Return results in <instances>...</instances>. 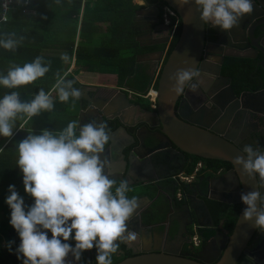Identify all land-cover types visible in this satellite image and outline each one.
<instances>
[{
  "label": "clouds",
  "instance_id": "1",
  "mask_svg": "<svg viewBox=\"0 0 264 264\" xmlns=\"http://www.w3.org/2000/svg\"><path fill=\"white\" fill-rule=\"evenodd\" d=\"M138 2L146 6L144 0ZM189 2L176 0L181 7ZM194 3L201 12L200 20L222 31L238 26L253 11L252 0H194ZM3 7L7 10L8 0ZM3 19L6 21L7 16ZM22 39H17L15 33H5L0 38V47L15 51ZM61 59L67 61L68 57L62 55ZM49 71L50 62L45 63L42 56H37L23 66L13 64L6 74H0V86L16 89ZM67 75L56 73L52 91L60 102L78 100L82 95L79 88L83 85L74 87L75 81L67 79ZM197 75L193 68L177 70L169 77L175 81L171 91L182 94L185 84ZM136 94L143 97L146 93ZM53 108L51 92L46 93L43 88L31 101H21L17 91L5 93L0 98V136L12 137L17 121L24 120L26 124L42 111L51 112ZM19 126L23 129L22 124ZM109 139L107 122L93 121L80 126L73 120L58 132L47 129L39 135L30 132L17 144L16 165L22 173L24 191L34 201L26 206L15 186L9 185L5 203L11 210L9 223L20 239L15 254L22 264H66L70 253L75 261H80L82 253L93 248L97 252L96 264H112L120 243L137 239L138 234L129 230L128 221L139 207L138 199L128 196L131 189L127 180L117 183L111 178V161L101 159ZM240 151L243 155L236 156L233 165L239 168L241 176L259 178L256 190L240 194L246 205L243 220L254 221L253 227L264 232V193L260 190L264 188V151L250 144ZM69 240L75 241L74 246ZM13 243L9 241L6 245L10 252Z\"/></svg>",
  "mask_w": 264,
  "mask_h": 264
},
{
  "label": "water",
  "instance_id": "2",
  "mask_svg": "<svg viewBox=\"0 0 264 264\" xmlns=\"http://www.w3.org/2000/svg\"><path fill=\"white\" fill-rule=\"evenodd\" d=\"M161 2L178 15L180 32L156 79L155 108L149 107V109L135 105L128 98L126 89L124 91L116 89L118 95L113 99L107 97L100 99L94 93L88 92L87 86H81L79 88L82 93L81 98L86 99L88 105L80 109L77 121L80 125L83 116L89 112L93 113L94 120L92 122L95 121L97 124L105 120L110 122L113 118H117V126L110 129V139L105 146V152L101 154V159L106 157L111 161V178L128 181L129 175H132L140 184L146 185L142 196L148 200L149 204L145 212L140 215L142 221L146 222V224L142 223L143 225L148 227L156 223L160 224L161 213L157 212L155 203L161 200L160 195L165 196L164 191H171L164 186V181L177 173H185L187 155H197L228 163L230 169L218 181L221 187H225L222 191L231 190L228 187L229 180L237 185L236 200L220 196H210V198L224 203L235 202L241 206L230 234L215 233L213 238L201 246L198 253L192 257L179 256L177 252L164 247L142 253L132 252L131 256L115 264H236L239 255L246 248L256 230L253 227L254 221L243 220V210L246 205L242 203L240 194L242 191L256 190V179L259 178L249 179L247 176H241L239 168H236L232 163L236 156L243 155L240 150L245 146V142H241V137L237 133L241 126L233 124L231 120L238 115L247 118L249 113L252 116H261L264 121V89L245 91L240 96H236L230 86V80L221 74V67L227 56L255 57L258 52L262 53V62L264 63V0H252L253 11L245 15L239 21L238 26L230 31H223V33L217 31L216 38L212 41L207 40L205 24L200 20L201 12L197 9L194 0H190L182 7L176 3V0H161ZM147 8L153 11L152 20L154 22L150 21L148 24V29L151 30L153 24L158 22L161 9L157 4ZM249 25L251 26L248 27ZM255 28L259 35H254ZM228 34L231 35L233 43L229 42ZM227 45L240 51H253L254 55L225 52L224 47ZM159 54L161 56L162 51ZM160 56H158V60H160ZM187 68H193L198 75L185 84L182 98L175 112L174 106L181 94H174L171 91L175 81L170 80L169 77L177 70ZM151 74L153 75L154 72ZM213 79L216 83H213ZM192 85L195 86V89ZM192 89L200 94L207 92L212 105H209V108L205 105H194L193 114L188 116L184 113L182 103H185L186 100L191 101L188 91ZM209 90H212L211 94ZM107 103L115 109L114 115L104 111L103 106ZM126 106H131L133 113L137 110L141 114H138V119L133 116L130 122L125 120L126 113L123 109ZM188 111L191 112L189 106ZM203 117L211 122L199 121ZM90 122L88 120V123ZM140 131L145 134L140 135ZM258 137H260L258 148L264 151V132L258 134ZM164 142H167L169 148ZM140 150H144L145 153H141ZM159 168L167 170V172L158 175ZM212 178L211 182H213ZM184 186L191 189V186ZM260 190L264 193L263 188ZM170 197L174 198L173 193L170 194ZM196 205L198 206L197 210L190 203L191 210L196 212L202 209L208 220L211 221L210 212L203 201L198 199ZM166 218L167 214H164L163 220ZM178 229V221L172 220V232H176ZM209 248H211L210 251ZM210 253L212 255L208 256L207 254ZM70 257H72L71 254ZM78 264L81 263L78 261Z\"/></svg>",
  "mask_w": 264,
  "mask_h": 264
},
{
  "label": "trees",
  "instance_id": "3",
  "mask_svg": "<svg viewBox=\"0 0 264 264\" xmlns=\"http://www.w3.org/2000/svg\"><path fill=\"white\" fill-rule=\"evenodd\" d=\"M145 2L147 4H162L161 0H145ZM109 5L117 8L111 18L110 32L95 47L96 51L91 55L86 53L94 45L92 33L88 32L87 27L84 26V23L88 19L90 20L92 16V13L90 14L87 8L86 10L84 9L82 27L78 31V37L83 38L84 41L77 43L74 51L80 0H33L29 6L35 11L34 14H23L16 9L9 11L7 20L0 23V38H3L5 33H15L17 39L23 37L15 51L5 50L0 47V74H6L9 67L13 64L23 66L25 63L32 62L37 56H42L45 63L50 62V71L44 77L31 84L22 85L16 89H6L0 86V98L7 92L17 91L21 101H31L35 94H38L39 90L43 88L46 93L51 92V97L54 101V108L51 112L42 111L26 124L24 120H19L13 129L12 137L0 136V149H3V151H0V264H22V261L18 260L15 254V248L18 247L20 239L9 223L11 210L5 203L6 197L9 195V185L15 186L19 195L23 197L26 206L34 202L33 198L26 194L24 189H20L23 185L17 188V181L22 180V176H19L21 173L20 169L16 165L18 159L17 144L25 139L30 132L39 135L44 129L52 132L62 130L70 121L77 120L78 112L82 108L80 98L78 100L70 98L68 102H60L57 93L52 91L56 83V73L59 72L61 75L66 73L67 67L64 68L61 56L67 55L68 58H72L74 54L75 61L83 57L95 58V60L99 59L100 56L116 57L118 59L117 78L119 83L123 82L124 79L128 80L127 86L129 88H127V92L144 95L150 85V79L145 74L146 71L141 69L138 71L136 60L139 54L156 50L158 46H141L136 40L138 26L132 21V16L139 6L132 4L131 0H109ZM96 16L99 15L97 14ZM100 16L103 17L104 14ZM52 25L57 27L54 31L51 30ZM173 27L174 22L170 24V30ZM179 32L180 21L178 20L166 57L174 47ZM52 40L58 43V53L47 54V45ZM255 62V60L246 58L225 57L222 73L230 76L233 80L239 81V83L246 82L250 84V81H252L250 75L255 67ZM263 76L264 73H262ZM66 78L75 81L74 87H80V84L72 74H68ZM251 84L253 85L252 89L261 87V84H258L257 81ZM154 87H156V81ZM234 87L236 92L242 90L241 85ZM136 101L144 102L148 108L150 107V102L145 98L137 96ZM83 106H85L84 103ZM104 122H107L109 130L117 126L112 121L108 122L105 120ZM21 124L23 129L19 126ZM195 163L196 161H191L186 169L188 173L194 170ZM219 165L222 166L224 164L221 163ZM219 165L212 163L211 167L216 169ZM228 167L230 165L226 163L225 168ZM206 203L214 224L217 225L222 222V227L230 232L236 222L240 205H229L210 199H206ZM212 233L213 231H210L208 235ZM48 235H51V233L49 232ZM9 241L15 242L12 244L13 251L11 252L6 247ZM68 243L74 245L75 241L69 240ZM82 257L85 258L83 264H88L85 251L82 253ZM88 257L90 264H96V257L93 254ZM120 259L114 254L112 256V264L122 260Z\"/></svg>",
  "mask_w": 264,
  "mask_h": 264
},
{
  "label": "flooded vegetation",
  "instance_id": "4",
  "mask_svg": "<svg viewBox=\"0 0 264 264\" xmlns=\"http://www.w3.org/2000/svg\"><path fill=\"white\" fill-rule=\"evenodd\" d=\"M154 22V20H151ZM140 23V21H137ZM138 25V36H141V40L138 42L140 45L148 46L150 44H153L155 46H158V48L153 52L145 53L144 55L149 56L147 60H149V63H153L152 67L155 63V57L160 56L159 52L162 51V55L160 56V64L159 62L156 64L158 66L157 72L159 74L160 68L163 65V63L166 60V52L168 49V46L170 44V41L172 37L170 36L171 32H168V25L164 23V20L162 18V15L159 17L158 22L153 24V28L151 30L148 29V25ZM249 25L248 27H250ZM205 30L207 34V40H214L216 38V32L223 33V31L219 27H211L205 25ZM156 34V35H155ZM151 35V37H150ZM254 35H259L257 32V29L255 28ZM248 36V35H247ZM231 35L228 34L229 42L233 43L231 40ZM171 38V39H170ZM162 46V48H160ZM225 52H234L239 53L240 55H254L253 51L247 52V51H240L234 47H231L230 45H227L224 47ZM230 57V56H227ZM263 55L261 52H258L255 57H238V58H246L250 60H255V67L251 71V83H254L257 81L258 84H261L260 88L252 89V84L250 83H239V81L233 80L230 76L225 75L222 73L223 65L225 62V58L221 67V74L224 76H227V78L230 80V86L232 90L234 91L236 96H240L241 93L245 91H254L258 89H264V84L262 73H264V63L262 62ZM159 61V60H158ZM143 63V62H139ZM143 68V66H141ZM157 74V76H158ZM259 79V80H258ZM221 81V79H220ZM236 82V83H234ZM213 83H216V81L213 79ZM241 85V89L239 92H236V89L234 86ZM127 92V91H126ZM189 97L191 101H185V103H182V108L184 110V113L188 116H191L194 112V105H205L207 108H209V105H212L209 102L208 93L205 92L203 94L198 93L196 90H190ZM209 93H212V90H209ZM182 98L179 96L174 108L175 112L178 108V104L180 102V99ZM80 100L82 104L86 103V99L81 98ZM132 102L135 105H141L143 108L147 107V105L144 102H137L136 99H132ZM199 103V104H198ZM209 103V104H208ZM87 106V104H85ZM188 106L190 107V111H188ZM148 108V107H147ZM138 111L135 110L134 114H138ZM204 112V111H203ZM115 113V111H114ZM114 113L111 111L109 113L110 115H114ZM117 113V112H116ZM206 113V112H204ZM141 115V114H139ZM137 115V119L139 117ZM264 115V113H263ZM86 118V117H85ZM206 117H203L199 119V121L203 123L211 122L210 120L207 121L205 119ZM94 120V117L91 118ZM116 117L113 118L112 122L116 124ZM136 119V120H137ZM218 119V118H217ZM132 119L126 120L127 122H130ZM214 120V119H211ZM88 121V120H87ZM231 122L234 124L240 125V129L237 131L238 135L241 137V142H245V145H252L253 147H259L258 140L260 137H258V134L264 132V121L262 120L261 116L256 115L252 116L248 113L247 118H243L241 115L236 116L234 119L231 120ZM87 123L81 124L84 125ZM132 131H134L132 129ZM140 135H144L142 131L139 132ZM244 135V137H242ZM256 136L257 138H255ZM247 142V143H246ZM166 145L168 146L167 142ZM162 143V145H164ZM106 146V145H105ZM174 147L173 145L171 146ZM169 148V146H168ZM126 152V151H125ZM141 153H145L144 150H140ZM187 162H186V169L190 165L191 161H196L194 170L191 173H188L185 169V173L183 174H175L170 176L167 180L164 181V186L168 189H170V192L164 191L165 196L160 195L159 198L161 200L159 202H156L157 205L155 208L158 213H161L162 219L158 224L152 225V230L147 227L146 231L148 229L150 230V236L152 237V240L154 238V229L155 227L161 225L162 226V237L158 240V243L153 240V243L143 245L141 242H137V240L132 241L131 243H120L119 250L116 253L117 257H120L121 259H124L128 256L132 255V252L136 253H142L145 251H153L154 249H160L167 247L169 250L177 252L179 256H193L198 253L200 250V247L205 245L210 239L213 238L214 234L217 232L227 234L229 235L230 232L222 227V222L215 225L212 216L211 221L208 220L205 212L202 211V209H199L198 211L194 212L191 210L190 203H192L193 208L195 210L198 209L197 201L198 199H201L203 201V204L208 208L206 199H210V196H220L227 199H233V201L236 200V197L238 195V192L236 189L237 185L232 181L229 180V189L230 191H222V189H225V187H221L218 180L230 169V167L225 168V162L215 160V159H206L199 157L197 155H187ZM212 163H217L218 165L223 163L224 165H219L216 169H213L211 167ZM162 168L158 169V175H163L166 173ZM213 177V178H212ZM211 178L213 179V182H211ZM212 184V187H211ZM191 186V189L186 188ZM173 188V189H171ZM207 189H212L208 190ZM264 189V188H263ZM173 193V197L171 199L170 194ZM216 201V200H214ZM219 202V201H218ZM224 203V202H221ZM224 204H238V203H224ZM241 206V204H239ZM209 210V208H208ZM145 212V210H144ZM210 212V211H209ZM164 214H167V218L164 219ZM238 217V216H237ZM136 220V219H135ZM172 220H177L179 223V229L176 232H172L171 230V222ZM213 225H211L212 223ZM130 223L132 225L130 226V230L135 231L138 235L137 238H141V228L145 225H143L141 222H137L132 220ZM156 225V226H155ZM235 225V224H234ZM137 226L139 227V230H137ZM154 226V227H153ZM233 229V228H232ZM213 231L211 235H208V232ZM51 235H49V238ZM74 246V245H73ZM211 248H209V251ZM71 254V253H70ZM69 256L66 258V264H78V261H75L74 257ZM94 255L96 257L97 252L96 249L93 248L91 250L85 251V256L87 259L88 264H90L89 255ZM208 256H211L212 253L207 254ZM85 258L81 257V260L79 261L81 264H83V260ZM120 259V260H121ZM94 262V261H93ZM236 264H264V232H260L259 230H255L254 234L250 238L246 248L241 252V254L238 257V261Z\"/></svg>",
  "mask_w": 264,
  "mask_h": 264
},
{
  "label": "crops",
  "instance_id": "5",
  "mask_svg": "<svg viewBox=\"0 0 264 264\" xmlns=\"http://www.w3.org/2000/svg\"><path fill=\"white\" fill-rule=\"evenodd\" d=\"M33 1V0H32ZM31 1V2H32ZM30 2V3H31ZM145 2V0H144ZM132 4H136L139 6L138 9H136L134 11V14L132 16V21L135 23L136 26L137 25V21L139 20L140 23H138L139 25H148L150 23V21L152 20V14L153 11L149 10L147 7L153 4H147L145 2L146 6H141L140 3L138 2V0H131ZM30 5V4H29ZM162 4H157V6L160 7ZM88 10V12H90V14L92 13V16L90 18V20L88 19L86 21V23H84V26L87 27V31L92 33V38H93V42L94 45L92 48H90V50L87 53V55H91L95 53V47L97 45H99V43L104 39V37H106L108 35V33L110 32V25L112 23L111 18L112 15L115 13L116 11V6H112L109 5V0H80V10H79V14H78V20H77V33H76V37H75V41H74V51L76 48V44L77 43H81L84 41L83 38L78 37V31L79 29L82 27V15L84 9ZM29 12L31 14H34L35 11L33 9L30 8V6H28ZM19 11H21L20 9H17ZM139 10V11H138ZM142 10V11H141ZM137 11V14H135V12ZM22 13V12H21ZM23 14H27V13H23ZM99 16H96V15ZM104 16H100L103 15ZM161 16V11L159 13V17ZM136 18V20H135ZM152 22V21H151ZM175 26L170 30V25H168V32L170 33V36L173 37L174 35V29ZM57 27L55 25H52L51 30L54 31ZM156 35V34H155ZM141 36L136 37V40L139 42L141 40ZM171 39V38H170ZM140 45V43H139ZM143 46V45H141ZM145 46V45H144ZM148 46H155L153 44H150ZM145 46V47H148ZM49 47V48H48ZM58 43H55L54 40L49 41L48 45H47V54H55L58 53ZM155 51V50H153ZM153 51H149V52H153ZM148 53V52H145ZM143 54H139L136 60V66L138 71L144 70L146 71L145 74L146 76H148V78L150 79V85L148 87L151 88H155L154 87V83L157 79V67L156 64L159 62L160 64V60L158 61V56L155 57V63L152 67L153 63H149V60L147 55ZM139 62H143L140 63ZM63 66L64 68H66V73L68 74H72L74 76V78L78 81V83L80 85L83 86H87V91L90 93H94L97 97H99L100 99H105L107 98H112L113 97H117L118 92L116 89H119L120 91H124L125 89L129 88L127 86L128 80L124 79L123 82L119 83L118 78H117V69H118V59L116 57H112V56H100L99 59L95 60V58H88V57H83L78 61H75L74 58V54L72 55V58H68L67 61L63 60ZM141 66H143V68H141ZM156 66V67H155ZM155 67V68H154ZM156 69V70H155ZM154 72V74L152 75L151 73ZM147 89V91H148ZM128 98L132 101V99H136V97L138 96L137 94L134 95L132 92H128ZM141 97V96H139ZM143 98V97H142ZM148 100V99H147ZM149 101V100H148ZM88 105V101L85 103ZM150 105V103H149ZM82 108L85 107L83 106V104L81 105ZM105 109L104 111L108 114L115 111V109L113 108V106H109V104H105L103 106ZM80 111V110H79ZM124 113H126L125 115V120H129L132 119L133 116L137 117V115H133V108H131V106H126L123 109ZM79 114V112H78ZM86 117V118H85ZM78 118V117H77ZM93 118V113L89 112L87 114H85L83 116V119L80 121V126L83 123H88L87 120H90L92 122ZM19 176H22V173H20ZM119 183V180H117ZM128 182H129V186L131 191L128 193L129 197L132 196H136L137 199L139 200V207L136 210V212L133 214V216L130 218V220L128 221V227L130 230V226L132 225V223H130L132 220L137 222H141L143 224H146V222L142 221V217L140 216L141 214H143L144 210L147 208L149 202L146 198H144L143 195V189L146 187V185L144 186L143 184H140L135 176L129 175L128 178ZM158 184L161 182H157ZM23 185V181H17V188L19 186ZM24 189V186L20 187V189ZM139 196V197H138ZM136 219V220H135ZM156 226V225H155ZM154 227V226H153ZM148 228L152 230V226H148ZM147 226H143L140 230L141 234V238H137V242H141L144 243L143 245L146 244H150L153 243V240L155 242L158 243V240L163 236L162 235V226L159 225L154 229V238L152 240V237L150 236V230L148 229V231H146ZM137 230H139V227L137 226ZM133 231V230H131ZM135 232V231H134Z\"/></svg>",
  "mask_w": 264,
  "mask_h": 264
},
{
  "label": "built area",
  "instance_id": "6",
  "mask_svg": "<svg viewBox=\"0 0 264 264\" xmlns=\"http://www.w3.org/2000/svg\"><path fill=\"white\" fill-rule=\"evenodd\" d=\"M32 0H8V8L5 10L3 7V4L5 3V0H0V9H1V15H0V23L4 22L5 20L3 17L6 15L9 11H13L16 9H20L22 13H28L29 9L28 6ZM161 15L164 20V23L166 25H170L174 22V25L178 22V16L169 7H167L165 4L161 6ZM134 94V93H133ZM138 95V94H137ZM144 98H147L150 102V107L153 109L156 105V90L155 88L151 87L148 89L146 94L143 96Z\"/></svg>",
  "mask_w": 264,
  "mask_h": 264
},
{
  "label": "rangeland",
  "instance_id": "7",
  "mask_svg": "<svg viewBox=\"0 0 264 264\" xmlns=\"http://www.w3.org/2000/svg\"><path fill=\"white\" fill-rule=\"evenodd\" d=\"M0 217H1V212H0Z\"/></svg>",
  "mask_w": 264,
  "mask_h": 264
}]
</instances>
